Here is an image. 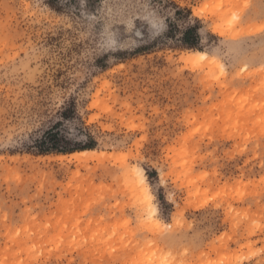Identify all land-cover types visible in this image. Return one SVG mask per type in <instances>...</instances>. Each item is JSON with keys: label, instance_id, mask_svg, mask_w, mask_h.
<instances>
[{"label": "rangeland", "instance_id": "374dc122", "mask_svg": "<svg viewBox=\"0 0 264 264\" xmlns=\"http://www.w3.org/2000/svg\"><path fill=\"white\" fill-rule=\"evenodd\" d=\"M262 29L264 0H0V264H264Z\"/></svg>", "mask_w": 264, "mask_h": 264}, {"label": "bare ground", "instance_id": "6f19581e", "mask_svg": "<svg viewBox=\"0 0 264 264\" xmlns=\"http://www.w3.org/2000/svg\"><path fill=\"white\" fill-rule=\"evenodd\" d=\"M190 57H192V58H196V60H201L202 58H204V59H207V61L209 62V63H212V62H214L215 61V59H213V57H208V55L205 53V52H203V51H194V52H192V54L191 55H189ZM198 58V59H197ZM206 61V60H205ZM207 62V63H208ZM95 154V151H90V150H84V151H80V152H78V153H76V152H74L73 153V156H76V157H87V156H89V155H94ZM139 171L140 172V180L139 181H141L142 183L140 184V186L142 187V190L143 191H145L146 193H147V189H146V187H145V179H144V175L142 174V172H141V169L140 168H136V167H132V171ZM128 171H130L129 169H128ZM148 194V193H147ZM154 210H156L155 208H154ZM230 262H232V261H230Z\"/></svg>", "mask_w": 264, "mask_h": 264}, {"label": "snow or ice", "instance_id": "6c2138e0", "mask_svg": "<svg viewBox=\"0 0 264 264\" xmlns=\"http://www.w3.org/2000/svg\"><path fill=\"white\" fill-rule=\"evenodd\" d=\"M145 19H146V20L151 19V16H149V17H145ZM128 22L130 23L131 21H128ZM157 25L160 26V25H159V22H157ZM261 31L264 32V29H262ZM220 68H221V71L224 70V69H223V65H221Z\"/></svg>", "mask_w": 264, "mask_h": 264}, {"label": "trees", "instance_id": "16d2710c", "mask_svg": "<svg viewBox=\"0 0 264 264\" xmlns=\"http://www.w3.org/2000/svg\"><path fill=\"white\" fill-rule=\"evenodd\" d=\"M189 30H190V29H189ZM89 145H91V144L86 145V147H89Z\"/></svg>", "mask_w": 264, "mask_h": 264}]
</instances>
